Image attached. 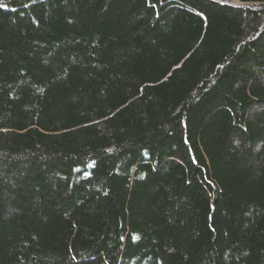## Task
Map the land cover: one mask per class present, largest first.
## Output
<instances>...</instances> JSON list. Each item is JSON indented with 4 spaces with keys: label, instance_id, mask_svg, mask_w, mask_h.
Returning a JSON list of instances; mask_svg holds the SVG:
<instances>
[{
    "label": "trees",
    "instance_id": "trees-1",
    "mask_svg": "<svg viewBox=\"0 0 264 264\" xmlns=\"http://www.w3.org/2000/svg\"><path fill=\"white\" fill-rule=\"evenodd\" d=\"M0 264H264V0H0Z\"/></svg>",
    "mask_w": 264,
    "mask_h": 264
}]
</instances>
